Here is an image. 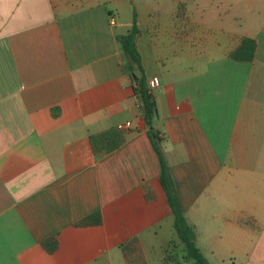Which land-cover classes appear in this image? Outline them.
Listing matches in <instances>:
<instances>
[{
	"label": "crops",
	"instance_id": "0c3cea01",
	"mask_svg": "<svg viewBox=\"0 0 264 264\" xmlns=\"http://www.w3.org/2000/svg\"><path fill=\"white\" fill-rule=\"evenodd\" d=\"M132 12L140 68L115 38ZM243 36L250 61L228 56ZM135 70L157 77L152 125L207 264H264V0H0V264H125L133 236L146 264L162 253L172 215ZM124 122L96 157L88 135Z\"/></svg>",
	"mask_w": 264,
	"mask_h": 264
},
{
	"label": "trees",
	"instance_id": "16d2710c",
	"mask_svg": "<svg viewBox=\"0 0 264 264\" xmlns=\"http://www.w3.org/2000/svg\"><path fill=\"white\" fill-rule=\"evenodd\" d=\"M137 28L134 23V12H132V25L125 34L116 35V40L121 50L126 55L129 62L136 68H140L139 55L135 48L134 37ZM255 42L252 38L243 36L237 45L228 53V56L234 60L250 61L253 58ZM133 91L140 100V112L146 133L151 141L153 149L160 163L159 183L166 193L167 201L172 215V229L176 234L179 244L182 247L183 258L192 259L194 264H207V261L199 248L195 244V235L193 226L188 224L177 203L173 185L168 173V168L162 154L161 141L162 135L154 129L152 122L155 116V102L150 92L146 89V84L142 78L134 81ZM124 141V133L116 126L108 127L104 130L94 132L88 135V142L91 152L99 157L117 148ZM100 222V213L95 210L86 216L77 220L74 224L78 226L94 225ZM41 247L48 253L57 248L56 235H51L40 241ZM125 264H146L137 237L133 236L121 242L118 245ZM173 259L171 257L160 259L159 264H168Z\"/></svg>",
	"mask_w": 264,
	"mask_h": 264
},
{
	"label": "rangeland",
	"instance_id": "374dc122",
	"mask_svg": "<svg viewBox=\"0 0 264 264\" xmlns=\"http://www.w3.org/2000/svg\"><path fill=\"white\" fill-rule=\"evenodd\" d=\"M152 240L155 241L156 246H158L163 240L165 241V244L161 247V254L157 248L147 252L148 264H159L160 259L166 260V258L169 259V257L173 260L168 264H194L192 259L183 258L182 247L172 229L170 219L163 221L158 230L157 236Z\"/></svg>",
	"mask_w": 264,
	"mask_h": 264
},
{
	"label": "built area",
	"instance_id": "2783aa9c",
	"mask_svg": "<svg viewBox=\"0 0 264 264\" xmlns=\"http://www.w3.org/2000/svg\"><path fill=\"white\" fill-rule=\"evenodd\" d=\"M157 82H158V80H157V77L156 76H152L151 78H149L147 80V82H146V89H147V91L150 92L151 89L154 88L157 85ZM128 124H129L128 122L119 123V124L116 125V127L118 129H121L124 126H128Z\"/></svg>",
	"mask_w": 264,
	"mask_h": 264
},
{
	"label": "water",
	"instance_id": "95a60500",
	"mask_svg": "<svg viewBox=\"0 0 264 264\" xmlns=\"http://www.w3.org/2000/svg\"><path fill=\"white\" fill-rule=\"evenodd\" d=\"M136 74L139 75V70H135V71L130 73L131 80H136Z\"/></svg>",
	"mask_w": 264,
	"mask_h": 264
}]
</instances>
